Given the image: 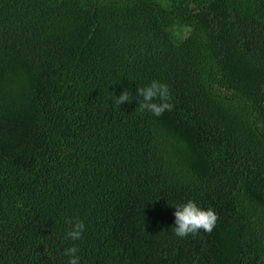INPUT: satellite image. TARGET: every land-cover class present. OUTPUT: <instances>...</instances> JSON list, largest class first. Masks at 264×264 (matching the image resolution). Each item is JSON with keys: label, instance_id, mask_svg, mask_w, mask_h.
<instances>
[{"label": "trees", "instance_id": "1", "mask_svg": "<svg viewBox=\"0 0 264 264\" xmlns=\"http://www.w3.org/2000/svg\"><path fill=\"white\" fill-rule=\"evenodd\" d=\"M152 81L159 117L136 96ZM188 200L211 233L174 234ZM70 247L79 264H264V0H0V264Z\"/></svg>", "mask_w": 264, "mask_h": 264}, {"label": "clouds", "instance_id": "2", "mask_svg": "<svg viewBox=\"0 0 264 264\" xmlns=\"http://www.w3.org/2000/svg\"><path fill=\"white\" fill-rule=\"evenodd\" d=\"M136 96L142 97V100L139 101V108L151 112L154 116L159 117L164 112L172 110L173 105L169 103L170 92L167 84L152 81L144 87H137ZM129 98L130 93L125 89L118 97H115L114 107L119 108L121 103L129 102ZM175 209V227H173V231L180 238L189 235L195 236L201 230L205 233H211L218 221V215L213 209H202L192 200H188L183 205H177ZM65 223L68 225V239L78 240L82 237L85 229V224L82 221H73L68 218ZM76 252L75 247L65 249L64 255L69 257L68 264H79V257Z\"/></svg>", "mask_w": 264, "mask_h": 264}]
</instances>
